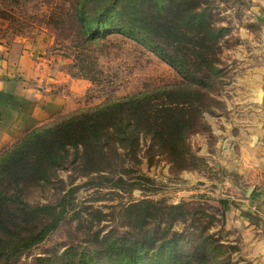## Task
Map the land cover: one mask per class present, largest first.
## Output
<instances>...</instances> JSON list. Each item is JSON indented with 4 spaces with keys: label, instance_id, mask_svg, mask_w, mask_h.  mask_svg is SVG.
<instances>
[{
    "label": "rangeland",
    "instance_id": "rangeland-1",
    "mask_svg": "<svg viewBox=\"0 0 264 264\" xmlns=\"http://www.w3.org/2000/svg\"><path fill=\"white\" fill-rule=\"evenodd\" d=\"M77 3L0 0V42L11 48V61L16 55L12 50L25 49L33 52L34 60H52L66 77L84 81L80 90H73L64 112L39 127L75 111L182 81L158 56L121 35L85 42ZM210 4L228 31L214 46L218 72L202 89L208 95L204 127L187 139L184 161L169 163L165 155H156L150 163L146 152L151 140L143 138L137 148L120 150L109 163L97 162L94 166L103 171L85 177L87 169L72 164V151L68 156L60 153L45 180L24 181L22 165L17 189L31 207L56 206L63 194L74 191L54 214L37 211L29 217L31 225L20 234L24 241L34 236L35 242L11 258L5 250L2 264H70L74 258L61 260L68 248L82 253L95 246L96 235L100 240L132 233L131 220L139 209L131 206L143 200L194 208V216L171 231L183 235L194 229L211 236L209 241L218 240L225 249L211 254L212 264H264V199L256 194L264 188V178L250 160L258 141L254 134L264 132V122L255 119L262 115L264 120V0ZM12 146L0 150V156ZM19 216L25 224L28 218Z\"/></svg>",
    "mask_w": 264,
    "mask_h": 264
},
{
    "label": "trees",
    "instance_id": "trees-1",
    "mask_svg": "<svg viewBox=\"0 0 264 264\" xmlns=\"http://www.w3.org/2000/svg\"><path fill=\"white\" fill-rule=\"evenodd\" d=\"M207 2L78 0L76 16L85 42L114 33L121 35L158 56L180 74L182 81L67 114L30 130L0 156V264L5 250L11 258L35 242L34 236L24 241L20 234L21 228L31 225L29 217L37 211L54 214L74 191L71 188L63 194L56 206L31 207L21 200L17 189L22 165L26 170L24 181L45 180L60 153L68 156L72 151L71 162L87 169L85 177L103 171L94 166L97 162L109 163L120 150L137 148L143 138L151 140L146 152L150 163L156 155H165L169 163L184 161L187 139L204 127L208 95L202 89L218 72L214 46L228 31L220 26L210 0ZM40 168L42 174L38 176ZM131 207L139 209L131 220L137 232H129L128 237L107 235L100 240L96 235L90 250L80 253L68 248L61 260L74 258L70 264H212L211 254H221L225 249L218 240L209 241L211 236L203 231L193 229L183 235L171 231L175 224L194 216L192 207L147 200ZM20 214L28 218L25 224H21ZM148 225L155 227L153 232Z\"/></svg>",
    "mask_w": 264,
    "mask_h": 264
},
{
    "label": "crops",
    "instance_id": "crops-1",
    "mask_svg": "<svg viewBox=\"0 0 264 264\" xmlns=\"http://www.w3.org/2000/svg\"><path fill=\"white\" fill-rule=\"evenodd\" d=\"M10 49L0 42V150L51 120L52 115L62 114L73 97V90H80L84 85L83 80L66 77L56 62L34 60L33 52L25 49L12 50L16 55L11 61ZM255 119L264 122L262 115ZM255 133L258 141L250 160L264 178V132L256 130ZM256 194L264 199V188Z\"/></svg>",
    "mask_w": 264,
    "mask_h": 264
}]
</instances>
